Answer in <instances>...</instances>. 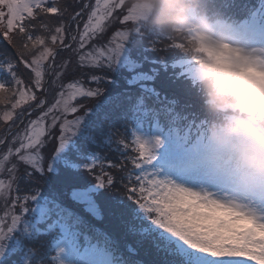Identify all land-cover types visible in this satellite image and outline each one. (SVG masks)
<instances>
[{"label": "snow or ice", "instance_id": "1", "mask_svg": "<svg viewBox=\"0 0 264 264\" xmlns=\"http://www.w3.org/2000/svg\"><path fill=\"white\" fill-rule=\"evenodd\" d=\"M66 12V8L58 6L57 0H0V41L13 45V33L24 40L16 50V62L10 58L0 60V72L8 76L7 80L0 79V105H10L0 114V121L6 125L11 122L10 138L8 134L0 137V147L6 148L0 154V173L6 171L9 177L7 182L0 178V196L6 199L14 183L17 193L20 190L18 180L22 178L15 176L20 165L25 166L23 178L50 170L48 163L46 169L40 163L42 156L38 160L34 155L43 151L50 129L59 126L58 146L54 148L59 150L81 122L80 116L74 120L58 117L75 115L79 109L73 101L78 97H95L100 92L99 88L85 89L73 81L61 85L50 104L46 97L38 99L36 91L45 89L47 73L54 75V84L63 75V71H56V49L63 47L76 52L81 67H99L103 63L111 68L119 61L133 28L116 31L109 41L114 42V47L100 46L85 51L89 42L103 34L117 14L121 24L134 25L138 19L126 0H95L94 5L83 3L70 15V20L77 24V34L73 35L63 21ZM49 14L60 21L54 28L43 19ZM85 14L87 18L80 29L79 18ZM38 18L39 23H34ZM34 28L40 33L34 34ZM66 39L71 43L66 44ZM229 41L219 47L201 46L199 50L205 51L211 61L205 66L242 82L264 98V9L246 13L239 25L231 26ZM199 62L204 64V60ZM67 63L65 61L60 68H66ZM20 65L29 72L28 83L18 75ZM166 68L171 80L183 83L186 94L194 97L189 87L192 70L182 55L172 62L167 61ZM91 82L99 84L100 77L92 75ZM32 101L41 114L12 133V128L18 127L16 120L25 115L23 106L32 108ZM185 110L170 114L167 132L150 139L133 132L134 147L130 151L136 155L126 157L133 171L128 172L121 166L126 173L122 177L127 181L126 190L137 194L135 199L129 198L156 226L153 241L156 250L165 256L164 264H264V184L243 187L230 172L217 173L204 155L201 140L205 121L197 105L186 103ZM27 115L31 116V111ZM118 144L129 149L123 139ZM86 167L91 173L96 165ZM109 167L116 165L110 163ZM105 176L107 185L111 186L114 179L110 174ZM95 178L100 187H106L104 178L99 175ZM32 199L33 194L16 195L10 202L11 207L15 210L18 206L26 213L27 203L20 201ZM22 217L15 212L10 217L8 213L0 217V256L4 252L3 241L19 227Z\"/></svg>", "mask_w": 264, "mask_h": 264}, {"label": "trees", "instance_id": "2", "mask_svg": "<svg viewBox=\"0 0 264 264\" xmlns=\"http://www.w3.org/2000/svg\"><path fill=\"white\" fill-rule=\"evenodd\" d=\"M260 2L261 0H197L194 8L199 16L209 22L223 19L231 24H238L246 13L256 10ZM83 3L94 5L95 0H57L59 7L67 9L63 21L73 35L77 34V24L69 17ZM118 16L119 14L112 19L103 34L89 42L85 51H92L100 46L112 47L114 42L110 44L109 41L116 31L133 28L125 43L133 67L113 65L106 68L103 63L99 67H81L77 53L64 48L55 57L56 71H63V75L54 84V75L47 73L45 89L36 91L40 99L44 97L46 90V98L50 104L56 98L61 85L66 86L69 82L75 81L85 89H100L95 97H78L72 102L79 109L75 115L58 117L68 120L81 117L77 134L63 152L54 150L58 146V125L50 129L51 134L45 137L42 161L45 169L47 163L50 165V170L23 178L25 166L20 165L15 173L16 177L22 178L18 180L20 190L17 193L14 183L11 196L0 202V214L3 209H8L11 215L15 212L23 217L0 264H53L55 250L52 239L55 232L52 228L58 223L68 226L81 248L93 245L104 247L112 254L115 264H164L165 256L156 250L153 241L156 226L133 200L137 194L127 191V181L122 180L126 173L121 170V166L128 172L133 171L131 163L126 159L127 156L136 155L130 151L134 147L131 143L132 129L136 120L141 117L147 121H157L168 130L170 114L186 111V103L197 105L199 115L205 121L203 128L210 120L221 119L225 114H213L207 110L205 90L198 81L191 79L189 87L194 97H190L186 94L183 83L170 78L166 68L167 61L172 62L173 58L181 55L184 59H189L197 54L198 45L186 30L170 31L166 27L148 25L144 21L134 25L121 24ZM86 18V14L79 18L80 29ZM43 19L52 28L60 22L51 14ZM34 23L38 24L39 18ZM33 32L39 34L40 30L34 28ZM13 36V45L0 41V60L10 58L13 62L17 61L16 50L22 46L24 40L17 33H13ZM65 43L71 41L66 39ZM59 48L62 47L57 49ZM65 61L68 63L62 70L60 65ZM17 72L28 83V70L20 65ZM92 75L100 77L99 84L91 82ZM138 77L143 79L136 81ZM0 79L7 80V74L0 72ZM30 103L32 108L23 106L25 115L36 108L35 101ZM9 107L10 105H0V114ZM19 111L21 109H17ZM40 114V110H34L23 125ZM24 116L16 120V126ZM50 121L51 116L48 118L49 123ZM9 125L11 122L6 125L0 121V137L9 133ZM120 139L129 145L128 150L119 146ZM5 151L6 148L1 147L0 154ZM55 160L56 163L52 164ZM92 163L96 167L90 173L86 166ZM110 163L116 167H109ZM5 174L4 177L9 178L7 172ZM105 174H110L114 179L111 186L107 185ZM98 175L105 179L106 187L94 194V203H97L99 210L96 216L73 202L71 194L74 190L98 186L95 178ZM32 194L34 199L20 201L27 203L26 213L18 206L15 210L11 207L10 202L16 195L22 197Z\"/></svg>", "mask_w": 264, "mask_h": 264}, {"label": "clouds", "instance_id": "3", "mask_svg": "<svg viewBox=\"0 0 264 264\" xmlns=\"http://www.w3.org/2000/svg\"><path fill=\"white\" fill-rule=\"evenodd\" d=\"M197 0H126L144 22L170 31L188 29ZM231 24L217 19L215 24L201 18L198 39L219 47L230 42ZM214 37V38H213ZM194 72L206 94L210 113L225 114L212 119L202 129V146L209 165L219 174L230 172L243 187L264 184V98L242 82L226 77L205 65Z\"/></svg>", "mask_w": 264, "mask_h": 264}, {"label": "rangeland", "instance_id": "4", "mask_svg": "<svg viewBox=\"0 0 264 264\" xmlns=\"http://www.w3.org/2000/svg\"><path fill=\"white\" fill-rule=\"evenodd\" d=\"M258 8L264 9V0H261L257 9ZM131 11L138 17L136 21L137 23L144 21V18L142 17V15L137 12L136 7L131 8ZM201 18H204V17L199 16L196 11L192 12L190 14V25L188 29H185L188 32L191 39L195 41L198 45L196 56L193 58L185 59L186 63L189 65V67L192 70L191 77L194 80H196L194 72L197 68L201 66V63L199 61L207 59L206 52L201 51L199 49L201 48L202 45L204 46L209 45L198 39ZM209 23L213 25L215 24V22L213 23L209 22ZM240 23L238 24L230 23V24L231 26H234V25H239ZM96 59H99V56H96ZM115 65L133 67L132 60L129 56L128 51L125 49V47H124L123 53L119 61ZM142 79L143 77H138L136 81H140ZM78 129L79 127L76 128L72 134H70L64 147L62 149H59V153L63 152L67 148V146L72 142V138L77 134ZM167 131L168 130H165L157 121H147L140 117L135 122V125L132 129V134L133 132H135L136 135H139L142 138L150 139L154 135H159L162 132H167ZM34 155H37L38 160L40 156H42L41 153L39 154L34 153ZM157 159H159V153L157 154ZM40 163L43 164V161H40ZM55 163H56V160L53 161L52 164H55ZM5 172L0 173V178H3L4 176H6ZM3 179H5L7 182L9 178L4 177ZM101 188L102 187L98 185V186H94L86 190H74L71 194V199L73 202L83 206L87 211L97 216L99 214V210H98L97 203H94V194L98 192ZM2 200H6V198L3 196H0V202ZM5 213H8L9 217L11 216L8 209H3L2 213L0 214V217H4ZM52 229L55 232L54 237L52 239V245L54 246V250H55V254L53 255V258H52L54 262L53 264H115L113 262L112 254L108 250H106L104 247H98L97 245H93V246H86L84 248H81L74 234L68 228V226L62 223H58ZM15 231L5 241H3L4 252H3V255L0 256V261L7 254L9 243L13 239Z\"/></svg>", "mask_w": 264, "mask_h": 264}, {"label": "water", "instance_id": "5", "mask_svg": "<svg viewBox=\"0 0 264 264\" xmlns=\"http://www.w3.org/2000/svg\"><path fill=\"white\" fill-rule=\"evenodd\" d=\"M61 49H64L63 47L62 48H59V49H57L56 51L58 52V51H60ZM46 97V91L44 92V98ZM34 110H39L38 108H35ZM34 110H31V113L34 111ZM27 117H28V115L26 114L25 116H24V118H23V120H22V122L24 123V121L27 119ZM23 123H20L19 125H18V127H15L14 129H12V133L14 132V131H16V130H18V128H20L22 125H23ZM8 135H9V137H10V133H8ZM0 149H1V147H0Z\"/></svg>", "mask_w": 264, "mask_h": 264}]
</instances>
